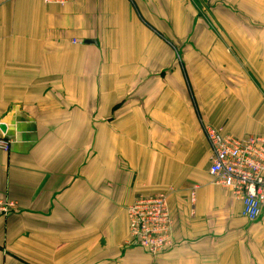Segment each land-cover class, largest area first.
Masks as SVG:
<instances>
[{
  "label": "crops",
  "instance_id": "crops-1",
  "mask_svg": "<svg viewBox=\"0 0 264 264\" xmlns=\"http://www.w3.org/2000/svg\"><path fill=\"white\" fill-rule=\"evenodd\" d=\"M1 125L0 264H264L202 128L264 137V0H0ZM158 194L153 259L127 209Z\"/></svg>",
  "mask_w": 264,
  "mask_h": 264
},
{
  "label": "built area",
  "instance_id": "built-area-1",
  "mask_svg": "<svg viewBox=\"0 0 264 264\" xmlns=\"http://www.w3.org/2000/svg\"><path fill=\"white\" fill-rule=\"evenodd\" d=\"M72 1L44 0L61 6ZM202 126L212 151L210 175L234 199L242 202L243 215L250 222L258 221L264 212V137L248 135L238 138L221 129ZM0 148L8 150L3 139H0ZM17 210L16 202L0 193V219L10 217ZM127 212V246L138 247L157 259L175 245L168 195L139 197Z\"/></svg>",
  "mask_w": 264,
  "mask_h": 264
},
{
  "label": "water",
  "instance_id": "water-1",
  "mask_svg": "<svg viewBox=\"0 0 264 264\" xmlns=\"http://www.w3.org/2000/svg\"><path fill=\"white\" fill-rule=\"evenodd\" d=\"M0 129H1V131H2L3 133H5L6 130H7V128H6L5 125H1V126H0Z\"/></svg>",
  "mask_w": 264,
  "mask_h": 264
}]
</instances>
